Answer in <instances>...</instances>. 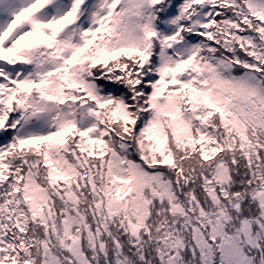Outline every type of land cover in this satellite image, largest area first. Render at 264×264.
Masks as SVG:
<instances>
[{
	"label": "snow or ice",
	"instance_id": "1",
	"mask_svg": "<svg viewBox=\"0 0 264 264\" xmlns=\"http://www.w3.org/2000/svg\"><path fill=\"white\" fill-rule=\"evenodd\" d=\"M0 264H264V0H0Z\"/></svg>",
	"mask_w": 264,
	"mask_h": 264
}]
</instances>
